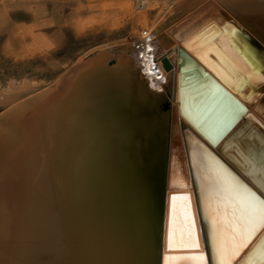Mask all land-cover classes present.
Instances as JSON below:
<instances>
[{
  "label": "bare ground",
  "instance_id": "6f19581e",
  "mask_svg": "<svg viewBox=\"0 0 264 264\" xmlns=\"http://www.w3.org/2000/svg\"><path fill=\"white\" fill-rule=\"evenodd\" d=\"M39 1L35 10L5 3L2 14H43L56 0ZM118 3L134 23L128 36L75 52L49 80L0 84V264H160L164 218L163 264H203L196 182L211 239L227 182L250 188L186 127L264 198V61L245 37L264 47V0ZM179 45L247 109L223 133L232 109L221 102L203 125L217 142L178 107ZM213 90L190 96L191 107ZM189 231L199 249L184 246ZM261 254L264 229L234 264H264Z\"/></svg>",
  "mask_w": 264,
  "mask_h": 264
},
{
  "label": "rangeland",
  "instance_id": "374dc122",
  "mask_svg": "<svg viewBox=\"0 0 264 264\" xmlns=\"http://www.w3.org/2000/svg\"><path fill=\"white\" fill-rule=\"evenodd\" d=\"M110 1L112 3L116 2V4L113 6ZM117 1L120 2L122 0L49 1L46 3L47 8L43 14L38 13L24 17L23 15L15 16L13 13L12 15L10 14L11 12L2 14L4 4L9 3V9L28 6V8L35 10L37 4L41 1L0 0V80H2L0 84L5 86L7 81L12 78L28 77L29 75L28 78L34 81L49 80L52 78L53 73V77H55V74L81 51L121 36H128L134 28V23L129 16L123 13L121 7L117 6V4H120ZM132 2L134 4L135 0H132ZM106 5L109 6L106 7ZM134 9L138 10L135 7ZM138 26L143 28L141 24ZM51 38L54 39L52 40ZM76 43L78 46L75 50ZM70 45L74 48H71ZM61 47L64 51H62ZM79 49L80 51H78ZM69 51L73 54L69 53ZM44 60L45 62H43ZM43 66L44 68H38ZM51 69L53 70L52 72Z\"/></svg>",
  "mask_w": 264,
  "mask_h": 264
},
{
  "label": "water",
  "instance_id": "95a60500",
  "mask_svg": "<svg viewBox=\"0 0 264 264\" xmlns=\"http://www.w3.org/2000/svg\"><path fill=\"white\" fill-rule=\"evenodd\" d=\"M245 37L255 53L259 55L262 60L264 61V47L258 45L255 41H253V38L250 37L247 33H245ZM178 71H179V77L184 76L183 81H179L178 84V94H177V104L180 109V111L187 117V119L196 126V128L201 131L208 140L212 142H217V140L212 139L209 134L206 133V131L203 128V125L209 118L211 114H213L218 106H220L222 101H229L231 105L232 112L229 115L231 121H229V126L225 127L223 129V133L227 129H229L236 121H238L241 116L247 111L246 107L243 105V103L233 94L231 93L227 87L221 83L217 77H215L211 72H209L202 63L198 61V59L195 58L193 54H191L189 51H187L184 47L178 46ZM179 78V80H180ZM213 83L216 84L219 87L218 92L212 91L211 93L206 94V98L196 107L193 109L191 107L190 103V96H195L197 94L204 93L203 89H207L209 87V84ZM183 90V94L181 96V91ZM187 95V96H186ZM186 135H194L196 137L197 142L201 143L202 146H204L209 152L212 153L213 156L216 157V159L222 163L226 168H228L238 179L241 181L244 185H246L248 188H250L251 191L255 192L258 196L263 198L261 194L258 193L256 189H254L234 168H232L218 153L213 151L211 147L204 142L201 138H199L192 130H190L189 127L185 128ZM222 133V135H223ZM196 195H197V201L200 209L201 218L203 219V227L206 235L207 240V246L209 251V258H207V264H216L214 259V251H213V245H212V239H211V233L210 228L208 224V220L206 219V216L203 211L202 202H201V194L199 190V185L196 182ZM168 188L166 189V195H165V206L164 210L166 208L167 204V194ZM165 253V218L163 219V231H162V250H161V260L160 264H163V258Z\"/></svg>",
  "mask_w": 264,
  "mask_h": 264
},
{
  "label": "snow or ice",
  "instance_id": "6c2138e0",
  "mask_svg": "<svg viewBox=\"0 0 264 264\" xmlns=\"http://www.w3.org/2000/svg\"><path fill=\"white\" fill-rule=\"evenodd\" d=\"M260 79L264 81V76ZM227 185V191L231 193L227 197L228 204L223 211L219 205L212 211V240L215 243L218 264H234L253 236L264 229V198L246 188L241 190L231 181H228ZM184 246L200 248V243L192 237L191 231L184 241ZM200 255L203 264H207L203 252ZM259 259L264 261V254H261Z\"/></svg>",
  "mask_w": 264,
  "mask_h": 264
}]
</instances>
